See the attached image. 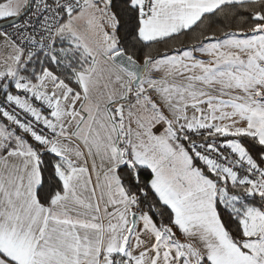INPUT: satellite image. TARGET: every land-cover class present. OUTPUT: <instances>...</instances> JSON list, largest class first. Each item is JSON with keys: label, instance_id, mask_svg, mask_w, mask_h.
<instances>
[{"label": "snow or ice", "instance_id": "6c2138e0", "mask_svg": "<svg viewBox=\"0 0 264 264\" xmlns=\"http://www.w3.org/2000/svg\"><path fill=\"white\" fill-rule=\"evenodd\" d=\"M0 264H264V0H0Z\"/></svg>", "mask_w": 264, "mask_h": 264}]
</instances>
